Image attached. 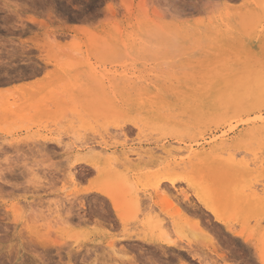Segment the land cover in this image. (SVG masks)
Segmentation results:
<instances>
[{
  "label": "rangeland",
  "instance_id": "374dc122",
  "mask_svg": "<svg viewBox=\"0 0 264 264\" xmlns=\"http://www.w3.org/2000/svg\"><path fill=\"white\" fill-rule=\"evenodd\" d=\"M0 62V264H264V0H0Z\"/></svg>",
  "mask_w": 264,
  "mask_h": 264
},
{
  "label": "bare ground",
  "instance_id": "6f19581e",
  "mask_svg": "<svg viewBox=\"0 0 264 264\" xmlns=\"http://www.w3.org/2000/svg\"><path fill=\"white\" fill-rule=\"evenodd\" d=\"M128 1V0H127ZM123 2H125V1H123ZM126 3V2H125ZM128 3V2H127ZM207 3V2H206ZM207 5V4H206ZM125 7H127L126 5H124ZM203 7H205V6H203ZM203 7H202V9H203ZM208 7V6H207ZM204 10V9H203ZM157 13V12H156ZM158 14V13H157ZM163 15V14H162ZM165 15H166V13H165ZM164 15V16H165ZM60 21V20H59ZM28 22H32V24L33 23H35L36 24V19H29V21ZM41 22V21H40ZM42 24V23H41ZM47 25V24H46ZM79 28V27H78ZM20 29V28H19ZM19 29H17V30H19ZM25 29V28H24ZM21 31H22V29H21ZM27 31V30H26ZM24 32V31H23ZM81 32V31H80ZM82 33V32H81ZM55 34V33H54ZM39 48V47H38ZM41 48V47H40ZM7 53V52H6ZM10 54V53H9ZM12 55V54H11ZM10 58V57H9ZM45 60H47V59H45ZM44 61V60H43ZM48 61H51V60H49L48 59ZM53 62V61H52ZM1 63V62H0ZM1 67H3V66H1ZM5 67H6V65H5ZM8 67V66H7ZM5 69V68H4ZM2 70V69H1ZM35 72V71H34ZM38 72V71H37ZM36 72V73H37ZM38 74V73H37ZM33 75V74H32ZM31 75V76H32ZM20 76V75H19ZM27 76V75H26ZM10 77V76H9ZM8 78V77H7ZM25 77H23L22 76V79H24ZM8 79H11V78H8ZM28 79V78H27ZM29 79H30V77H29ZM10 83V82H9ZM1 85V84H0ZM2 85H4V84H2ZM26 86V85H25ZM18 88V87H17ZM252 88H254L255 89V87H251V89ZM19 89V88H18ZM254 89H252V90H254ZM251 90V91H252ZM223 91V90H222ZM230 91V90H229ZM68 92V91H67ZM254 94L256 93V92H254V91H252ZM70 93V92H69ZM234 94H235V91H232L231 90V92H230V97H233L234 96ZM252 93H250L249 95H251ZM214 95V94H213ZM248 96V95H247ZM213 97V96H212ZM250 97V96H249ZM203 99V98H202ZM201 99V100H202ZM247 99V98H246ZM211 101H212V99H211ZM246 101V100H245ZM244 101V102H245ZM249 101V100H248ZM205 102V101H204ZM240 102H242V101H240ZM243 102V103H244ZM202 103V102H201ZM210 104L212 103V102H209ZM213 103H214V100H213ZM212 103V104H213ZM247 103V102H246ZM250 103V101L248 102V104ZM208 104V103H207ZM210 104L208 105V106H210ZM186 105V104H185ZM195 105V104H194ZM203 105V104H202ZM242 105V104H241ZM51 106V105H50ZM184 106V105H183ZM243 106V105H242ZM246 106V105H245ZM186 107H187V105H186ZM204 107H206V106H204ZM262 107H263V105L262 104H257V105H254L253 107H252V109H251V111H255V115H256V117H252V118H254V119H252V118H250V119H252L254 122H256V123H259V124H261V126L259 127V129H258V131L260 130V131H264V116H262V114H261V112H262ZM134 108V107H133ZM181 108H183V107H181ZM194 108V107H193ZM201 108V107H200ZM207 108V107H206ZM246 108V107H245ZM62 109V108H61ZM60 109V110H61ZM69 109V108H68ZM185 109V108H184ZM197 109H199V107L197 108ZM209 109V108H208ZM9 110V109H8ZM172 110V109H171ZM190 110V109H189ZM195 110H196V108H195ZM204 110V109H203ZM206 110V109H205ZM212 110H214V108H212ZM212 110H210L211 112H212ZM243 110H244V107H243ZM246 110H247V108H246ZM248 110H250L249 108H248ZM181 111H183V109L181 110ZM192 111V110H191ZM193 111H194V109H193ZM62 112V111H61ZM60 112V113H61ZM12 113V112H11ZM59 113V111H58V114L57 115H59L60 114ZM186 113V112H185ZM263 113V112H262ZM16 114V113H15ZM54 115H56V114H54ZM56 115V116H57ZM252 115V114H251ZM60 116H62V115H60ZM60 116L58 117V118H60ZM65 116H67V115H65ZM64 116V117H65ZM23 118V117H22ZM250 122H251V120H248V121H246V124H250ZM200 123V122H199ZM198 123V124H199ZM201 124V123H200ZM171 125H172V122H171ZM174 125V124H173ZM202 125V124H201ZM264 134H262V136H263ZM30 141V140H29ZM48 142V141H47ZM54 143H57L56 141H53ZM30 143V142H29ZM37 143V142H36ZM35 143V144H36ZM50 143H52V142H50ZM26 144H28V143H26ZM39 144V143H38ZM32 145H34L33 144V142H32ZM30 146V145H29ZM33 147V146H32ZM205 152H203V154H204ZM207 154V153H206ZM200 155V154H199ZM208 155H210V154H208ZM195 157V156H197V154H196V152H192L190 155H189V158H192V157ZM204 157V156H203ZM202 158V157H201ZM205 158V157H204ZM90 160H88L87 161V159H79L78 160V163H77V165L79 166V165H90V166H93L94 164H93V162L92 163H90L89 162ZM200 161V160H199ZM209 161H212V160H209ZM201 162H202V160H201ZM212 162H214V159H213V161ZM212 162H211V164H212ZM76 164V163H75ZM204 164V163H203ZM203 164H202V169H203V167H205V164H204V166H203ZM207 164V163H206ZM201 166V165H200ZM75 167V166H74ZM208 167H210V165H208ZM58 169V168H57ZM206 169H207V167H206ZM12 169H10V171H11ZM5 171V170H4ZM3 171V172H4ZM10 171H9V173L7 172V169H6V173H8L9 175H11L10 174ZM1 172H2V170H1ZM0 172V173H1ZM58 172H60V171H58ZM11 173H13V171L11 172ZM61 173V172H60ZM14 174H17V173H14ZM2 175H4V173H2L1 175H0V180H2V182L1 183H3V180H4V176L2 177ZM14 176V175H13ZM21 176H22V174H21ZM51 177V176H50ZM53 177H54V173H53ZM18 177H16V179H17ZM23 178V177H22ZM7 179V178H6ZM15 179V178H14ZM57 179V178H56ZM44 180V179H43ZM49 180V179H48ZM58 180V179H57ZM45 181V180H44ZM51 181V180H50ZM4 182H5V180H4ZM39 182L41 183V181L39 180ZM38 182V183H39ZM43 182V181H42ZM57 182V181H56ZM72 182H74V181H72ZM170 184H172V185H175V183L177 182V180H175V179H171L170 181ZM8 183V182H7ZM27 183V182H26ZM30 183V182H29ZM39 183V184H40ZM45 183H46V181H45ZM48 183H50V182H48L47 181V185H48ZM54 183V182H53ZM52 182L50 183V185H52L53 184ZM4 184V183H3ZM33 184L34 183H31V185L33 186ZM38 184V185H39ZM43 184V183H42ZM42 184H40V187H41V185ZM56 184V183H55ZM8 185V184H7ZM12 185V184H11ZM19 185V184H18ZM18 185H15L16 186V188H17V186ZM21 185H22V183H21ZM30 185V186H31ZM36 185V184H35ZM43 185H46V184H43ZM54 185V184H53ZM52 185V186H53ZM203 185H206V183L205 184H203ZM23 186V185H22ZM21 186V187H22ZM26 186H29V185H26ZM176 186V185H175ZM201 186H202V184H201ZM200 185H199V189L201 190V192H200V195L197 197L198 198V200H199V202L204 206V209L206 210V211H208L214 218H215V221L217 222V223H219L220 225H222V226H225L226 228H227V230L229 231V232H231L230 230H232V229H230L229 228V224H228V222L225 220V218L223 217V214H222V209H221V207L223 206V205H221V203H220V201H215L214 199H211L210 198V195L209 196H207L206 194H208V191H207V187L206 186H202L201 187ZM209 186V185H208ZM21 187H19V188H21ZM35 187V186H34ZM40 187H38V188H40ZM48 187V186H47ZM50 187V186H49ZM54 187V186H53ZM206 187V188H205ZM211 187H212V184H211ZM23 188V187H22ZM29 188V187H28ZM43 188H45V186H43ZM42 188V189H43ZM213 188V187H212ZM216 189H217V187H215ZM46 189V188H45ZM52 189H55V187L54 188H52ZM26 190V189H25ZM31 190H33V188L31 189ZM38 190V189H37ZM36 190V191H37ZM218 190V189H217ZM39 191H40V189H39ZM97 192V193H99V194H103L104 193V195H105V192H104V190L101 188H93V189H90V193L91 192ZM212 191H213V189H212ZM85 192V191H84ZM86 192H88L87 194H89V190L87 191L86 190ZM207 192V193H206ZM83 193V192H82ZM214 193H215V190H214ZM212 194V196H213V193H211ZM218 195H219V193H218ZM81 196V195H80ZM85 196V195H84ZM183 196H185V195H183ZM107 197L109 198V199H111L112 197L111 196H109V195H107ZM215 198V197H214ZM172 202V201H171ZM169 203H170V201H169ZM221 205V207H220V205ZM75 205V204H74ZM173 205V204H172ZM185 206V205H184ZM72 207V206H71ZM74 207H77V206H73V208ZM80 207H81V205H80ZM71 209V208H70ZM70 209H68V210H70ZM77 209L79 210V208L77 207ZM115 209H117V208H115ZM67 210V211H68ZM71 210H73V209H71ZM70 210V211H71ZM74 210H75V208H74ZM184 211V210H183ZM190 211V210H189ZM72 212V211H71ZM74 212V211H73ZM76 212V211H75ZM83 212H85V210L83 211ZM186 212V211H185ZM69 213V212H68ZM179 214V212L178 211H176V214ZM191 213H193V212H191ZM71 214V213H70ZM78 214V213H77ZM76 214V215H77ZM84 214V213H83ZM201 214V213H200ZM66 215H67V212H66ZM76 215H75V217L74 218H76ZM79 215H81V214H79ZM89 215H91V214H89ZM101 215V214H100ZM190 215V214H189ZM193 215H194V213H193ZM197 215V214H196ZM102 216V215H101ZM192 216V215H191ZM199 216V215H198ZM77 217H79L78 215H77ZM82 217V216H81ZM67 218H68V216H67ZM66 218V219H67ZM70 218V217H69ZM84 218V217H83ZM61 219V218H60ZM65 219V220H66ZM80 219V221H81V218H78L77 220H79ZM59 220V219H58ZM63 220H64V218H63ZM63 220H61L62 221V224H64L65 223V221H63ZM71 220V219H70ZM73 220V219H72ZM87 220V219H86ZM60 221V222H61ZM67 221V220H66ZM79 221V222H80ZM89 221V220H88ZM64 222V223H63ZM68 222V221H67ZM70 222V221H69ZM83 222H85V220L83 221ZM196 221H194V223H195ZM72 223V222H71ZM74 223H76V222H74ZM82 223V222H81ZM86 223L87 222H85V225H86ZM204 223V222H203ZM70 224V223H69ZM65 226L67 225V224H64ZM77 225V224H76ZM202 225V224H201ZM74 226V225H73ZM77 226H79V225H77ZM81 226V225H80ZM234 234H236L237 235V233H234ZM205 235V234H204ZM242 237H244V236H242ZM131 238V237H130ZM135 239V238H134ZM140 241H141V239H140ZM146 241V240H145ZM149 241V240H148ZM246 241V240H245ZM139 242V241H138ZM147 242V241H146ZM152 242H154V240L152 241ZM159 242V241H158ZM157 243V242H156ZM160 243H163V244H165V245H168V244H171V240H170V242H169V240H168V242L167 241H160ZM174 243H175V241H174ZM173 244V243H172ZM176 245V244H175ZM167 247V246H166ZM32 248V247H31ZM34 250V249H33ZM191 254V253H190ZM71 255V254H70ZM197 255V254H196ZM196 257V256H195Z\"/></svg>",
  "mask_w": 264,
  "mask_h": 264
}]
</instances>
